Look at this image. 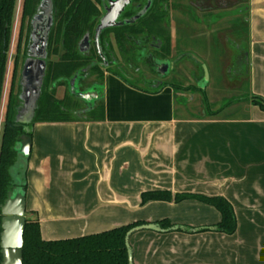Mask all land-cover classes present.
<instances>
[{"label": "crops", "instance_id": "1", "mask_svg": "<svg viewBox=\"0 0 264 264\" xmlns=\"http://www.w3.org/2000/svg\"><path fill=\"white\" fill-rule=\"evenodd\" d=\"M188 2L183 45L228 52L233 44L231 58H245L249 94L264 99V0H232V16L223 12L218 21ZM175 97L171 87L147 93L105 73L103 120L34 124L25 217L38 219L42 239L167 219L187 231L134 233V264H264V110L241 100L242 116H181ZM151 191L172 199L142 203ZM175 194L226 199L235 232L216 230L221 215L214 207L175 202Z\"/></svg>", "mask_w": 264, "mask_h": 264}, {"label": "trees", "instance_id": "2", "mask_svg": "<svg viewBox=\"0 0 264 264\" xmlns=\"http://www.w3.org/2000/svg\"><path fill=\"white\" fill-rule=\"evenodd\" d=\"M132 1L136 3L140 0ZM158 1L161 3L163 0ZM158 1L152 0L150 6L137 19L104 30L101 33L99 44L104 58L97 57L99 62H103L100 64L92 63L93 56L75 52L74 44L76 41H79L85 32L93 31L96 18L100 15V12L90 0H75L74 4L77 3V11L75 13L77 23L69 27L70 33H67L69 36L65 38L63 43L66 52L61 62L48 65L42 94L39 97L35 117L31 125L34 126L35 123L41 122L101 121L104 119L103 99L100 98L97 104L82 111L79 106V98L74 96V94L67 92L62 100H57L53 97L54 89H48V85L51 82H57L58 85H67V81L76 73L78 74L77 84L80 87L82 86V80L90 79L94 76L99 83H102L104 74L108 73L120 78L132 88L147 93H157L162 88L171 87L176 94L175 99H178V94L181 91L193 90L191 86L184 88L181 84L176 85V81H165L159 86H156L154 85L156 81L151 77L146 78L141 76V78H138L136 75H130L131 78H128L126 76L127 71H129L128 69L135 65L137 66L136 50L138 47L137 37L139 35H142L144 40L146 38L150 40L153 37V39L160 43V48L154 51V56L157 59H165L170 55L171 45L168 12L163 6L157 5ZM13 2L14 0H0V102L5 82L11 40L10 26L13 14ZM135 15L136 9L128 7L123 12L122 17H126L129 20ZM109 33H113L116 45L122 55V61L126 64V67H123L124 69L122 71L111 66L114 65V62H117V58L114 60L110 58V55L113 54V47L107 37ZM180 44H183V42L181 41ZM188 58L192 59L190 56ZM104 61H106V65ZM236 61V67L241 64L244 66V55L241 53ZM146 65L149 66L150 72L155 73L153 62H146ZM133 71L135 73V70ZM201 77L203 78L202 72ZM134 79H139L143 83L148 84V87L140 88L136 86ZM8 95L0 137V205L4 201L6 192L10 187L11 179L8 171L14 164L16 157L15 152L12 151V147L17 137L24 132L23 126L14 121L18 102L16 97L13 96L12 88H10ZM245 100L264 110L263 98L249 94ZM99 108L102 111L97 115L96 110ZM209 114L210 116H215L217 113H206V116H209ZM171 199L172 194L168 191H151L142 193L141 195L142 203L148 201H171ZM184 199H196L214 207L221 215V220L216 225V230L228 235L235 232V215L231 204L226 199L222 197H205L190 194L174 195L175 202H180ZM157 223L162 228L171 226L170 221L167 219L160 220ZM141 224H144V222L136 221L85 236L60 240H44L41 237L38 219L28 218L26 219L23 232L22 264H128L127 249L124 242L125 234L132 227Z\"/></svg>", "mask_w": 264, "mask_h": 264}, {"label": "flooded vegetation", "instance_id": "3", "mask_svg": "<svg viewBox=\"0 0 264 264\" xmlns=\"http://www.w3.org/2000/svg\"><path fill=\"white\" fill-rule=\"evenodd\" d=\"M74 1L75 0H14L13 14H12L11 26H10L11 38L14 27L18 28V31H17V47L15 50L16 53L12 64V77H11L10 88H12L13 96H15L17 99L18 107H20V105L24 103L22 100V95L24 93L23 92L24 79L22 75V70L25 63L28 60H36L37 61L36 64H38V66L41 68L42 54H46V58H45V62H46L45 75H46L48 65L52 63L61 62V59L64 53L66 52L64 50L63 43L65 41V38L69 36V34H67L70 33L69 27L72 26L74 23H77V20L75 18V13L77 11V3L74 4ZM90 1L96 6L98 11L100 12V15L96 18V24L93 28V31L85 32V34L82 35L79 41H76V43L74 44V49L76 53L93 56L94 58L92 60V63L102 64L103 62H99L97 59V57L104 58L99 44V39L101 37V34L99 35L98 38V48H97L95 44V32H96V27L100 22V19L105 14V11L109 9L111 5L119 1L120 4H123V11L121 15L116 19L115 23L126 24L132 20L137 19L138 16L142 14L143 11L148 6H150L152 0H140L139 2L136 3L133 2L132 0H99V1L90 0ZM220 1L221 0H191V4H192V8H194L195 11H199L207 7L208 10H210L209 12L210 20L218 21L225 17L226 18L231 17L233 13L232 11L233 9L230 8L232 5V0H222L224 2L223 5H221ZM157 5L163 6L164 9H166L168 12V18H169L168 27H169L170 45H171L170 55L167 56L165 59H157L154 56L155 55L154 51L160 48V43L157 40L153 39V37L150 40H148V38L144 40V37L142 35H139L137 37L138 47L136 50L137 66L135 65L132 67L130 65V67H132L130 69H128L129 68L128 66V68L126 69H128L129 71H127L126 76L128 78H131L130 75L137 76L138 74H141L142 77H146V78L151 77L156 81L154 85L159 86L162 82H165V80L159 81L158 79V77L162 75V72H165L164 70L165 66L164 65L161 66L160 64H157L156 60H161V61L166 60L169 61L170 63L174 62L175 64L174 68H175L177 64H180L182 59L188 58V56L191 57L190 54H192V52H195V54L197 55L195 56L201 59L206 64L209 70L207 61L205 60L204 56L200 53L201 51H198L197 49L195 50V48L194 50H192L189 47H187L182 51V53H178L176 56L172 55L175 47H178L182 41V24H183L182 17H183L184 9L190 6L188 0H163L161 3H159L158 1ZM222 6L225 7L223 10H222ZM128 7H132L136 9V15L129 20L126 19V17H122L123 12ZM223 12L226 13L225 17H223ZM177 14L179 16L181 15V18H179ZM194 18L195 21H199V17L197 16L196 13L194 14ZM173 26L176 29V37L172 36ZM85 37L87 38H86V42L84 43V41L82 40ZM107 37L113 47V54L110 55V58H112L113 60L117 58V62L113 61L114 65L111 66L115 67L119 71H122V69H124L123 67H126V64L122 61V55L116 45L115 37L113 33H109ZM196 45L198 46L199 44ZM213 47L214 45L210 44L209 49L212 50L208 51L207 50L208 45L204 43L202 49H204L203 52H207V53L212 52V54L215 55L222 56L224 54L225 55L227 54L225 50H217L218 48L215 47L213 48ZM228 49L229 50L227 51L229 52L228 53L230 60L229 62L231 63L228 68V71L233 70L238 75L240 74V72H239V68L238 67L236 68L237 59L234 58L236 55L235 56L232 55L233 58H231V53H230L231 49L229 48V46ZM149 61L153 62V69L155 73L149 71V66L146 65V62ZM104 64L106 65V61H104ZM191 64L195 66L199 74L202 72L203 75V69L200 63H198L196 60L193 59ZM133 70H135V73ZM77 77L78 74L77 73L74 74V76L67 81V85L65 86L58 85L57 82H51L48 85V89L49 90L54 89V92H56L58 88H64L66 93L70 92V83L72 79L75 78L74 84L76 85L79 91H90L91 93L94 91H98L99 96L95 99H92L93 101L83 100L78 97L76 92L74 93V96H77L79 98L80 110L83 111L89 109L92 105L97 104L100 98L103 99V82L99 83L96 77L94 76V78L91 77L90 79L82 80L81 81L82 86L80 87L77 84ZM44 79L41 84L40 95L42 94V89L45 81ZM181 99H185V98L182 97ZM1 261H2V256H1Z\"/></svg>", "mask_w": 264, "mask_h": 264}, {"label": "water", "instance_id": "4", "mask_svg": "<svg viewBox=\"0 0 264 264\" xmlns=\"http://www.w3.org/2000/svg\"><path fill=\"white\" fill-rule=\"evenodd\" d=\"M123 11V4L119 1L111 5L109 9L105 11V14L100 19L95 32V44L98 48V38L102 31L117 27L122 24L115 23L116 19L121 15ZM86 38L82 41L86 42ZM83 50V49H82ZM191 57L201 64L203 69V81L206 82L209 78V72L206 64L194 54H190ZM46 54H42V67L40 68L36 64V60H28L22 70L24 79V93L22 95L23 104L17 108L14 118L15 123L23 126V133L17 137V140L12 147V151L15 152L16 157L14 164L9 168V176L11 179L10 187L6 192V197L0 205L1 214V231H0V254L2 261L0 264H22V247H23V232L26 224V199H25V173L30 156V150L32 146V138L30 134L33 132V126L31 125L34 117L37 103L40 97V88L45 76V62ZM247 61V58H246ZM157 64L164 65L165 72H162L163 76L168 71L170 65L174 62L156 60ZM163 70V71H164ZM75 78L70 83V93L78 95L79 98L89 101L99 96L98 91H79L74 84ZM17 167L19 170L18 178H15L12 174V169ZM154 231L158 233H165L171 231H187L183 226H171L168 228H162L157 222H148L135 227H132L125 234L124 242L127 249L128 264H134L133 250L130 245V237L139 231Z\"/></svg>", "mask_w": 264, "mask_h": 264}, {"label": "rangeland", "instance_id": "5", "mask_svg": "<svg viewBox=\"0 0 264 264\" xmlns=\"http://www.w3.org/2000/svg\"><path fill=\"white\" fill-rule=\"evenodd\" d=\"M178 17L181 18V15H178ZM17 31L18 28L14 27L9 46L7 70L0 102V137L2 133L4 113L7 106V99L9 96L8 94L11 86L12 64L17 47ZM230 44H228V46L232 49L233 44H231V46ZM245 46V43H241L240 49L243 50ZM184 49H186V47L179 44L178 47H175L172 55L176 56ZM226 53V55L224 54L221 56L212 54V52H201L209 66V78L206 82H204L203 78H201V73L199 74L193 65L194 63L191 64L192 60L188 58L182 59L180 64H177L175 68V64L170 65L166 74L158 77L159 81H176V85L181 84L184 88L189 86L192 87L193 90L181 91V93L178 94L179 97L176 99V107L179 115L199 117L201 115L206 116V113L212 112H216L217 114L215 116L217 117L244 115V109H242V106H244L242 102L244 101L241 100H245V98L249 95L247 65H238L240 72L238 75L233 70L228 72V68L231 63L229 62V54L228 52ZM192 54L196 55L195 52H192ZM137 76L138 78H141L142 75L138 74ZM134 82L136 83L135 85L140 88L148 87V84L143 83L139 79H134ZM66 94L67 93L64 88H58L56 92L53 93V97L57 100H62ZM182 97L186 100L181 99ZM101 111V108L97 109L96 114L98 115ZM18 173L19 170L15 166L12 169V174L14 177L17 176L15 178H18ZM28 217L31 218L33 215H29Z\"/></svg>", "mask_w": 264, "mask_h": 264}]
</instances>
